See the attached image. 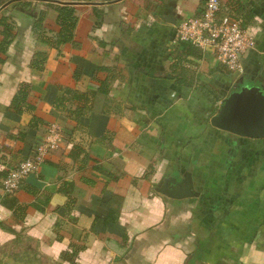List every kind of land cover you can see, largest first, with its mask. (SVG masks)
<instances>
[{"label": "crops", "instance_id": "obj_1", "mask_svg": "<svg viewBox=\"0 0 264 264\" xmlns=\"http://www.w3.org/2000/svg\"><path fill=\"white\" fill-rule=\"evenodd\" d=\"M221 2L255 40L242 72L177 39L206 0H0L13 26L0 51V256L69 264L75 246L79 264H264V138L210 121L242 76L264 85V0ZM57 5L75 9L79 46H54ZM170 13L175 24L160 18ZM64 88L96 92L92 112L76 118L83 100L58 109ZM52 125L58 147L5 194ZM187 172L194 195L159 190Z\"/></svg>", "mask_w": 264, "mask_h": 264}, {"label": "built area", "instance_id": "obj_2", "mask_svg": "<svg viewBox=\"0 0 264 264\" xmlns=\"http://www.w3.org/2000/svg\"><path fill=\"white\" fill-rule=\"evenodd\" d=\"M221 8V0H206L200 15L178 23L177 39L211 52L229 70L242 72L243 57L255 46V40L240 19L222 15ZM60 140V129L52 125L33 153L9 171L3 180L4 193L14 194L30 174L38 171Z\"/></svg>", "mask_w": 264, "mask_h": 264}, {"label": "water", "instance_id": "obj_3", "mask_svg": "<svg viewBox=\"0 0 264 264\" xmlns=\"http://www.w3.org/2000/svg\"><path fill=\"white\" fill-rule=\"evenodd\" d=\"M26 12L23 7H17ZM31 16H35L30 11ZM164 22L176 23L174 13L161 15ZM211 124L223 131L235 135L264 138V85L262 83L250 82L241 77L239 85L227 95L217 113L212 116ZM174 183L173 187H168V182ZM194 183L191 173L187 172L183 178H169L159 188V190L170 197L184 198L194 195ZM0 264H33L26 261H18L10 256H0Z\"/></svg>", "mask_w": 264, "mask_h": 264}, {"label": "trees", "instance_id": "obj_4", "mask_svg": "<svg viewBox=\"0 0 264 264\" xmlns=\"http://www.w3.org/2000/svg\"><path fill=\"white\" fill-rule=\"evenodd\" d=\"M25 7V5H24ZM56 9L59 12L58 15V23L61 26V29L58 33L57 38L55 39L54 46L59 47L64 43H72L74 47H77L80 45V43L77 42L74 38V31L77 25L78 18L75 14V9L72 6H60L57 5ZM44 12H41L37 15L35 18L34 26L36 27H42L44 22ZM0 23L4 25V35L5 38L2 42H0V51L5 48L4 45H8L11 42V35H12V28L13 26L10 24L11 22H8L7 16H2L0 18ZM77 77V74H76ZM103 89H100L102 91ZM63 94L58 96L56 98L55 104L58 109L65 108L66 101H72V100H83L85 102L84 106L76 107L74 111L76 113V118H79L80 116L90 114L92 112V108L86 106V104H90L91 100L90 97L96 95V92H81L75 89L71 88H64ZM24 93V90H21L18 95L13 99L12 106H14L18 111L17 104L21 100V96L19 94ZM91 105V104H90ZM72 156L75 158L76 154L75 152L72 153ZM21 213H25L26 209L23 206H19L18 208ZM79 248H76L75 246H72V251H65L62 253V259L64 261H68L69 264H79L77 261V256L79 253ZM59 264H64L63 262Z\"/></svg>", "mask_w": 264, "mask_h": 264}]
</instances>
